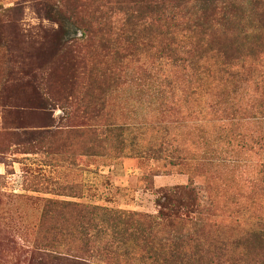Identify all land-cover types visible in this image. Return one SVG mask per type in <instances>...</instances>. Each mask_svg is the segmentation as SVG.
Segmentation results:
<instances>
[{"label":"trees","instance_id":"trees-1","mask_svg":"<svg viewBox=\"0 0 264 264\" xmlns=\"http://www.w3.org/2000/svg\"><path fill=\"white\" fill-rule=\"evenodd\" d=\"M42 6L79 36L73 44L56 43L50 58H37L30 79L11 72L1 80V91L13 84L31 88L30 105L15 111L43 120L34 133L25 132L20 142L27 145L18 153L58 163L69 155H144L202 176L205 185L197 188L191 178L185 186L154 190L151 184L155 214L46 199L31 242L39 258L48 264H264V175H254L264 164L251 163L264 152V0ZM57 108L65 124L53 128L48 121ZM6 124L5 134L26 131ZM41 181L26 180L23 190L81 196L75 185L54 191Z\"/></svg>","mask_w":264,"mask_h":264},{"label":"rangeland","instance_id":"rangeland-1","mask_svg":"<svg viewBox=\"0 0 264 264\" xmlns=\"http://www.w3.org/2000/svg\"><path fill=\"white\" fill-rule=\"evenodd\" d=\"M52 1L0 0V82L11 72L13 78L21 76L30 79L31 76L26 74L31 73L37 58L48 59L56 43L57 46H60L61 41L73 44L78 38V31L62 20L57 11L51 12L49 17L51 13L42 5H49ZM15 7L18 10H13ZM32 95L31 88H21L16 84L0 90V105L4 104L2 98L6 97L5 104L11 106V109H7L11 110L10 114H5L0 106V164L6 169L5 175L0 176V264H37V259L48 264L45 258H39V253L31 246L33 228L46 199L155 214L158 209L153 192L155 189L185 186L189 178L197 188L204 187V177L190 175L181 166H173L169 161H156L144 155L141 158L69 155L62 163L43 154L21 155L18 152L27 145L26 141L20 142L25 139V132L34 133L32 127L43 123L40 117L29 114L27 110L21 113L15 111V107L29 106ZM61 115L62 111L57 108L48 123L53 128L64 125L60 120ZM3 122H7L10 128L26 127V131L18 129L14 131L16 133L5 134L1 131ZM162 126L157 124L156 132H162ZM155 137L147 136L150 141ZM18 144L20 146L15 147ZM252 159L251 163L255 166L261 162L264 164V152L253 155ZM258 172L264 175V167L258 165L254 175L258 176ZM36 176L46 181L42 186L49 190L75 185L81 196L71 198L24 191V181ZM155 177H162L163 181H169L171 185L160 187L159 183L154 182ZM151 184L154 190H148Z\"/></svg>","mask_w":264,"mask_h":264},{"label":"crops","instance_id":"crops-1","mask_svg":"<svg viewBox=\"0 0 264 264\" xmlns=\"http://www.w3.org/2000/svg\"><path fill=\"white\" fill-rule=\"evenodd\" d=\"M5 166L3 164H0V176H3L5 175ZM155 183H159V186L160 187H163V186H170L171 183H169V181H163L162 180V177H155V180H154ZM165 183H168V184H165Z\"/></svg>","mask_w":264,"mask_h":264}]
</instances>
